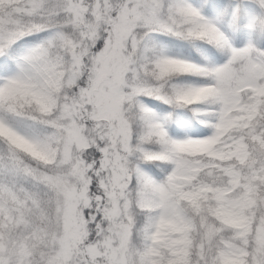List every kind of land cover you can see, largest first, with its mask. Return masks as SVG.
Wrapping results in <instances>:
<instances>
[{
    "label": "snow or ice",
    "instance_id": "snow-or-ice-1",
    "mask_svg": "<svg viewBox=\"0 0 264 264\" xmlns=\"http://www.w3.org/2000/svg\"><path fill=\"white\" fill-rule=\"evenodd\" d=\"M0 264H264V0H0Z\"/></svg>",
    "mask_w": 264,
    "mask_h": 264
}]
</instances>
